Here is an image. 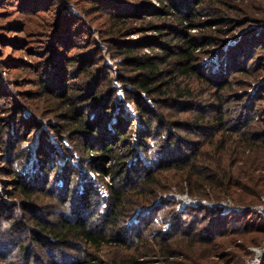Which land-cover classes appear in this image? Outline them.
Returning a JSON list of instances; mask_svg holds the SVG:
<instances>
[{
    "label": "trees",
    "instance_id": "1",
    "mask_svg": "<svg viewBox=\"0 0 264 264\" xmlns=\"http://www.w3.org/2000/svg\"><path fill=\"white\" fill-rule=\"evenodd\" d=\"M203 1L165 0V7L168 9V14H173L169 12L170 9L174 10L173 16L177 18V24L181 25L183 21L190 22L195 19L194 6ZM138 2L129 8L131 11H121L122 7L113 3H110L108 7L105 0H0V46L2 42H6L7 45L16 46L18 50H21L30 58V61L22 62L20 68L26 66L22 70L34 75L31 79L27 76L13 79L11 77L9 82L16 84H13L12 89L9 88L7 81L0 78V92H5L6 88L8 91L18 92L17 86H24L27 80H31V83L39 87L42 92L43 90L48 91L44 94L50 96L48 102L52 103L47 105L43 98L42 105L34 103L31 106L30 104V108L34 112L48 110L53 114H56V111H63L58 116L61 114L69 119L68 124L70 125L63 122L61 126H68L64 128L68 132L64 135L60 134L62 130L56 129L57 134L60 137H69L73 147L78 151L85 150L87 153L88 150H95L94 162L96 160L102 162V166L91 163L90 168L100 173L101 176L109 175L112 180V183L108 185L111 199L108 206L102 210L99 207V192L91 188L89 182L85 180L86 177H80L78 187L75 186L74 182L78 174L70 163V158L73 156H70L67 147L62 144L64 146L63 157L68 159L61 170L57 172L54 163L50 164L51 154L56 156V152L54 146L46 142L47 139L41 140L37 148V154L41 156L39 161L42 170L26 176L19 175L15 166L22 164L26 158L25 152L19 151L23 136L18 131L10 136L5 127L11 121L16 123L15 119L17 117L21 119L22 116L16 115L18 105H14L12 101H2L0 103V143H6L5 137H7L8 167L6 169L10 175L16 177L15 192L19 193L20 199H22L21 196L26 199L27 209L36 202L38 197L35 194H47L53 200L59 199V196L64 194L66 197L64 201H61L63 211L60 210L57 213L50 209L47 212L48 216L55 215L54 218L50 220L46 217L44 220L42 216H34L32 217L33 226H25L29 233L31 231L30 236L34 239L31 243L33 245L36 242L35 244L38 243L40 247L47 248L46 261L43 264H59V261H55L56 258L59 256L64 258L66 254L62 246L72 248L74 242L84 243V246L78 245L77 247L82 252L90 254L89 247L101 246L107 242L100 228L95 226L92 229L89 225L90 213L96 212V216L102 219L108 217V223L115 231L125 228L122 219L130 216V211L136 206L135 204H141V199L137 203L126 200V190L142 188L143 196L148 194L153 198L158 190H168L169 187H161L157 183L162 166L168 163V167L180 172L178 176L170 180L171 186L176 185L181 191L187 187V192L192 197L212 200L230 197L234 203L244 208L240 212L232 211L227 216L219 215L217 210L204 211V207H200L201 210L189 208L179 213L170 209L168 211H171L170 214L175 221L169 225L167 230L161 228L157 230L153 236V243L149 247H144L148 249L146 255L160 260L162 264H246L245 259L249 255V246L259 244L264 239L262 236L264 235V220L257 215L254 209L261 202L260 198L264 194V131L263 133L251 131L256 123L252 109L255 103L249 102L247 105L232 103L233 106H230L235 99H233L234 96L230 97L226 93L234 86L232 77L221 75L220 79H214L202 73H199V76L196 73L198 69L193 63L195 43L190 38L183 39L180 31H177L178 37L175 40L177 47L171 51L167 47L164 49L167 53L165 60L169 66L168 70L172 68L173 80L168 86L161 87L157 80L164 70V68L160 69V63L161 65L164 63L160 62L158 57L135 53L134 47H123L116 37L122 31V27L117 26L115 22L121 23V20L127 22L126 18L137 14L142 8ZM66 3L74 4L82 16L75 15ZM55 4L59 6L54 7ZM103 15L106 16V21H112L110 25H105L104 20L97 21ZM127 24L123 25L127 26ZM139 25L140 28H149L155 24L152 18H147L142 19ZM93 28L101 32V37L105 30L107 36L103 35V40L107 42L106 44L117 52L119 50L124 60L138 64L139 69L143 70V75L138 80H132L134 90L131 95L134 96L142 117H145L146 128L143 131L140 148L148 157L149 155L158 156V161L156 159L154 165L143 166L138 160L135 165L127 163V157L131 155L132 150H128L129 135L123 127V123L126 122L122 119L118 121V126L113 127L114 134L107 132L109 135L112 134L111 139L107 140V136L101 132L97 133L96 129L104 126L105 123V120L102 123L100 121L104 117L105 119L109 117L108 111L111 108L114 91L108 80V74H102L104 72L99 70L102 56L99 50L96 52L94 50L96 42L92 33ZM21 32L24 35L21 36ZM46 36L54 40L57 46L46 48L43 43H40L46 41ZM223 41V39L215 41L214 44ZM182 42L186 45L185 47L181 46ZM66 46L71 50L68 53H62L61 49H65ZM224 58L223 63L227 64L228 57L224 55ZM94 60L99 64L98 67L93 65ZM12 61L15 63L14 66L9 65V62H4L2 67L17 70L19 68L16 64L18 59L13 58ZM194 74L199 79H205L204 82L216 86L213 95L211 93L209 95L212 96L214 102L202 100L199 97L202 92L197 88L176 80V76L189 78ZM70 79L78 81L72 82ZM25 93L28 92L25 90ZM141 93L150 97L153 102L156 101L157 107L162 106L160 100H163L164 106H178L180 111H187L188 116L182 120H172L162 110L156 109L154 113ZM104 94L106 103L100 100ZM41 96L43 97V94ZM262 97L264 98V94ZM91 101L95 104L90 103L84 107V110L79 109L82 104L85 105ZM89 110H95L96 119L94 115L88 118L87 111ZM31 127L33 129V125L30 124L29 128ZM206 130L210 133L204 137V140H196L192 137V132L203 135ZM84 131L85 134H89L88 141L81 136ZM70 134L77 139L71 137ZM94 141L97 144H94ZM119 142L128 144L124 152L115 151L114 148ZM106 161L109 163L108 167L103 164ZM50 165H53L54 169L50 168ZM136 180L138 183H132ZM59 181L62 183L58 185ZM118 182L120 184L125 182L124 188L126 189L122 186L117 187ZM131 183L133 186H130ZM38 184H43V187L37 188ZM47 186L50 187V191L46 189ZM72 186L74 188H71ZM146 186L150 188L147 189ZM71 191L75 192L72 199L74 209L66 203ZM146 200L148 203L144 205H150L153 202L147 198L143 201ZM125 202L131 205L125 206ZM167 202L169 201H163L155 211L150 210L153 211V217L156 220H158L157 210L166 206ZM19 206V203L9 205L0 199V247L3 248L7 243L6 248H11L8 253L5 252V248L1 251L4 256L12 252V245L17 239L18 227L23 224L22 214L24 212L17 210ZM9 210H13L16 216L9 217V220L3 222L5 215L10 214ZM84 210L90 211L87 217L83 213ZM61 212H63L62 215ZM151 212L149 215L152 214ZM184 215H186L185 218ZM151 223L154 224L152 218L147 221V226ZM126 227L129 229L131 226ZM145 232L142 230L139 235L144 236ZM121 242L122 247L129 244L125 237H122ZM28 244L22 241L19 249H16L14 259L8 264H32L31 259H39V254ZM55 249L57 253L51 251ZM129 255L128 259L122 260V264H134L135 253L131 251L126 254V256ZM76 264L85 263L79 259Z\"/></svg>",
    "mask_w": 264,
    "mask_h": 264
},
{
    "label": "rangeland",
    "instance_id": "2",
    "mask_svg": "<svg viewBox=\"0 0 264 264\" xmlns=\"http://www.w3.org/2000/svg\"><path fill=\"white\" fill-rule=\"evenodd\" d=\"M105 1L108 7L110 3L122 7L120 8L121 11H131L129 8L136 4L137 1H139L138 5H142V8L139 9L137 14L130 16V18H126L127 22L124 20H121V23L115 22L117 26L122 27V31L116 37L123 47H134L135 53L139 55L147 54L153 57H158L159 61L164 63V65H161L160 63V69L164 68V70L163 73L159 75L157 80V83L160 84L161 87L168 86L173 80L171 75L172 68L168 70L169 66L168 63H166L167 60H165L167 53L164 52V49L167 47L168 50L171 51L173 48L177 47V42L175 40L176 37H178L177 31H180L183 39L187 37V39L190 38L195 43L196 48L193 63L195 67H197L196 69H198L196 73L198 75L199 73H202L206 77H212L214 79H220L221 75H228L229 77H232L231 80L232 82L234 81V86L231 88L232 90L230 89L231 92L229 90V92L226 93L229 94L230 97L234 96L233 99H235L231 102L230 106H233L232 103H241L244 105H247L249 102L255 103V106L252 109L255 119L254 121L256 123L251 128V131L263 133L264 98L262 96L264 94V0H204L194 6L193 11L196 14L195 19L190 22L183 21L181 25L177 24L178 20H176L177 18L173 16L174 10L170 9L169 12L173 14H168V9L165 7V0ZM15 4L16 3H14V5ZM58 6L59 4H55L54 7ZM66 6L71 9L75 15L79 17L82 16L80 10L74 4L66 3ZM22 14L26 13L22 12ZM147 18H152L153 24L155 25L149 28H140L139 24L142 22V19ZM105 19L106 16L103 15L102 18H99L97 21L102 22L104 20L105 25L107 26L112 23V21H106ZM124 23H128L127 26L123 25ZM97 30L98 29L93 28L92 33L94 41L96 42L94 50L95 52L99 50L102 56L100 62L101 68L99 67V70L104 72L102 74H108V80L110 81L114 91L111 98V108L108 111L109 117L107 119L104 117L100 121L102 123L105 120V123L104 126L96 129L98 131L97 133L101 132V134L107 136V140L111 139V135L114 134L112 132L113 127L116 126L118 121L122 119L123 122H126L123 123V127L126 128V134L129 135L127 139L130 141V144L128 146L126 142H119L114 148L115 151L124 152L128 146V150H132L131 155L127 157L128 164L132 163V165H135L138 160L141 161L139 163L143 166L154 165L156 163V159L158 161V156L149 155L148 157L145 155L143 149L140 148L143 131H145L146 128V124L144 122L145 117H142V114L139 112L137 107L136 100H134V96L131 95L134 90L132 80H138L140 76L143 75V70H141V68L139 69L140 66H138V64L124 60V56L119 53V50L117 52L114 48L109 47V45L106 44L107 42L103 40V35L104 37L107 36L105 30L102 32V37L101 32ZM20 35H24L23 32H21ZM45 39L46 41L40 43H43L46 48H51L56 45V42L51 38H48V36H46ZM222 39L224 40L223 42L214 44L215 41ZM183 45L184 42H182L181 46H186ZM70 50L71 49L68 48V46H66L65 49H61L62 53H68ZM224 55L225 57H228L227 64L223 63V59H225ZM41 56H43V54H41ZM13 58L18 59L16 64L19 68H17V70L2 67L4 62H9V65L14 66L15 63L12 61ZM28 61H30V58L24 55L21 50H18L16 46L12 47L9 44L7 45L6 42H2V46H0V78H2L3 81L8 82L10 89L16 85L9 82L11 77L13 79L20 76H27L31 79L34 76L31 72H24V70H22V68H25L26 66H21L20 68V64H22V62ZM93 65H97L96 67L99 66L96 61ZM70 80L72 82L78 81L77 79ZM176 80L180 81V83L189 84L190 86L197 88L198 91L202 92V94L199 95L202 100L214 102L211 98L212 96H209L210 93L213 95V92L216 90V86L214 84L204 82L206 80L199 79L196 74L189 78L176 76ZM25 90L28 93H25ZM7 91L8 90L6 88L5 92H0V103L2 101L14 102V105L16 104L19 106L16 115L19 117L22 116L21 119H18V117L15 119L16 123L11 121L9 125L5 127L7 128L10 136H12L14 132L16 133V131L23 136L21 144L19 145V151H24L26 158L22 164L15 166V169L18 171L17 173L19 175L26 176L42 170V168H40L39 161L41 156L37 154V148L40 141L45 139L48 140L46 142L51 143L54 146V150L56 152V156L51 154L50 164L54 163L53 165L55 166V170L57 172L60 171L68 159L63 157L65 146L67 147V151H69L70 156H73L70 158V163L78 174L77 180L74 182L75 186L77 185L78 187L80 177H86L85 180L89 182L91 188L96 189L99 192V207L102 210L103 208L105 209L111 199V197H109L110 193L108 185L112 183V180L109 175L101 176L100 173H97L95 170L90 168L89 165L91 163L102 166V162L100 163L97 160L94 162L93 156L95 154V150H88L87 153L85 150L78 151L73 147L69 137H60V135L57 134L56 129L62 130L60 131V134L65 135V133L68 132L64 129L68 126L62 127L61 125L63 122L68 124L70 120L63 117L61 114L58 116V114L63 113V111H56V114H53L48 110H44L43 112L36 110L34 112L33 109L30 108V104L31 106H33L32 104L34 103L42 105L41 103L43 98L46 100L47 105L52 103L51 101L48 102L50 96L44 94L48 91L43 90L42 92L39 87L31 83V80L25 81L24 86H17L18 92H14L12 90ZM41 94H43V97ZM141 95L144 97L147 105L152 107V111L154 113L156 112V109L162 110L165 114L167 113V116L172 120H182V118L188 116L187 111H180V107L178 106H164L163 100H160L162 106L157 107L155 103L156 101L153 102L150 97L146 96L144 93H141ZM104 96L105 94L102 95L100 100L105 101L106 103ZM90 103H92V105L95 104L91 101L85 105L82 104L79 109L82 108V110H84V107ZM94 112L95 110L87 111L89 119L94 115ZM94 118H97V113L94 115ZM22 120L23 122H21ZM22 124L23 127H21ZM30 124L33 125V129L32 127L29 128ZM107 132H112V134L109 135ZM209 133V130H206L203 135L192 132V137L196 140H204V137ZM70 135L71 137L77 139V137L72 134ZM81 136H83L84 139L86 138V141L89 140V134H85V131L81 134ZM60 138H62V141H60ZM5 139L6 143H0V199L2 202L9 205H16L19 203L20 206L17 210L24 212V214H22L23 224L18 227L17 239L12 245V252L10 255L4 256L1 253L4 248L6 253L11 250V248H6L7 243L4 244L5 246H3V248L0 247V264H8V262L14 259L16 249H19V245L22 241L27 244L29 243L28 245H31L30 247H32V250L34 249V251L39 254V259H31L32 264H43L46 261L45 253L47 252V248L45 249L40 247L37 245L38 243L35 244L36 242L32 245L31 242H33L34 239L30 236L31 231L29 233L25 226H33L32 217L34 216H42L44 220H46V217L50 220L54 218L55 215L48 216L47 212L50 211V209L56 211L57 213L62 210L63 207L61 205V201H64L66 197L64 194L59 196V199L53 200L52 197L47 194H35V196L38 197L36 202H34V205H32L31 208L27 209V204H25L27 202L26 199L22 196V199H20L19 193L15 192L16 177L10 175L9 171L6 169L8 167V161H6V154H8L6 151L7 137H5ZM94 144H97V142L94 141ZM103 164L106 166L109 165L107 161ZM167 164L168 163H165L162 166L157 183L158 185H161V187H169L167 188L168 190H158L154 198L148 194L143 196L142 188L139 190H126V200L128 199L131 203H137V201H140L141 199V204H135L136 206H134L133 210L130 211V216H126L127 218L124 217L122 219V223L125 225V228L115 231L108 223V217L102 219L96 216V212L90 213V211L84 210L83 213L86 217L88 213H90L91 221L89 222V225L91 228L94 229L95 226L96 228H100V232L106 236L107 242H104L101 246L89 247L90 254L82 252L79 250V247H77L78 245L84 246V243L80 244L74 242V247L72 248L62 246L64 253H66L65 257L61 258V256H59V258H56L55 261H59V264H76V262L80 259L85 264H122V260L128 259L131 255L126 256V254L132 251V253H135L134 264H162L160 260L146 255V250L148 249H144V247H149V245L153 243V236L156 234L158 229L161 228L163 230H167L169 225L175 221L170 214L171 211L168 210L172 209L176 213H179L189 208L201 210L200 207H204V211L207 209L217 210L219 215L227 216L232 211L240 212L244 208V206L234 203L230 197L221 200L192 197L187 192V187H185V190L181 191L178 189V186H171L170 180L178 176L180 172L175 168L173 169L168 167ZM53 165H50V168H53ZM137 181L138 180L132 183H138ZM61 183L62 182L59 181L57 184L59 185ZM132 183L130 186H133ZM119 184L120 182L116 183L117 187L120 188L122 186L123 189H126L124 188L125 182H122L120 185ZM183 185L185 186V184ZM30 186L31 185L28 186L29 189H31ZM39 186L42 188L43 184H38L37 188H39ZM71 188H74V186ZM145 188L149 189L150 187L146 186ZM46 189L50 191L49 186H47ZM73 194H75V192L71 191L70 196L67 199L68 202L66 201L67 205L71 208H73L74 205L72 202ZM262 196H264V194ZM146 198L149 199L150 202H153H151L150 205H144V203H148L147 200L143 201ZM260 200V203H263L261 198ZM163 201L169 202H167L166 206L164 205L160 210H157L156 217L158 220H156L153 217V211H155L157 207L159 208ZM129 202H125V206H130L131 203ZM79 205V207H81V204ZM151 209L153 210L152 212L150 211ZM254 209L257 211L256 207H254ZM150 212L152 214L149 215ZM9 213V215H5L3 222L4 220H9V217L16 216L13 210H9ZM62 213L63 212L60 214L62 215ZM201 213L203 214V212ZM186 215H188V213ZM186 215H184V218ZM257 215L264 220V215L260 214L258 211ZM149 218H152L154 224L151 223L147 226V221L150 220ZM126 226H131L132 229H130L131 227L128 229ZM142 230L144 232L146 231L145 234H143L144 236L139 235ZM262 236L264 238V235ZM122 237H125V240L129 241V244H125L126 247H122V245H120L122 243ZM253 248L263 249L264 239L259 244L249 246V255L245 259L246 264H248V261L254 255L252 250ZM51 251L54 253L58 252L56 249ZM76 258L78 260H75ZM261 261L262 264H264V250L263 255L261 256Z\"/></svg>",
    "mask_w": 264,
    "mask_h": 264
},
{
    "label": "built area",
    "instance_id": "3",
    "mask_svg": "<svg viewBox=\"0 0 264 264\" xmlns=\"http://www.w3.org/2000/svg\"><path fill=\"white\" fill-rule=\"evenodd\" d=\"M261 199L263 203H260L255 207L260 214L264 215V196H261ZM252 250L254 252V255L252 256V258H250L248 264H262L261 256L263 255L264 248L263 249L253 248Z\"/></svg>",
    "mask_w": 264,
    "mask_h": 264
}]
</instances>
